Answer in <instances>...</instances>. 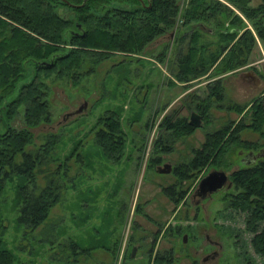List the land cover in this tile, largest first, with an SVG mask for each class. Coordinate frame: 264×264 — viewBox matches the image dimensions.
<instances>
[{
	"label": "rangeland",
	"instance_id": "374dc122",
	"mask_svg": "<svg viewBox=\"0 0 264 264\" xmlns=\"http://www.w3.org/2000/svg\"><path fill=\"white\" fill-rule=\"evenodd\" d=\"M124 1L111 0L106 5H129ZM186 1H181V9ZM61 12L69 11L62 8ZM242 17L246 27L253 26ZM191 28L180 21L173 32L160 36L141 53L118 52L102 61L88 60L66 76L44 75L52 121L30 129L34 142L27 150L59 134L56 161L46 169L59 166L64 187L48 219L31 229L17 221L15 200L21 178L15 176L7 183L0 238L16 255V264H264L252 244L255 233L247 227L248 213L227 203L238 191L232 177V187L200 204L194 198L203 176L212 170L230 173L237 168L239 158L253 147L248 141L263 145L264 122L255 127L248 109L261 90L232 71L224 75L221 99L205 93L213 76H188L192 82L180 79L176 59L179 52L187 51ZM218 39L207 32L200 43L206 41L212 51ZM255 47L252 55L262 60L264 72V43ZM200 97L211 102L204 116L195 109ZM85 103L83 112L67 116ZM113 113L119 117L124 143L112 158L96 134L99 120ZM192 113L201 116V127L188 135L165 134L162 122L168 116L190 121ZM239 125L243 129L236 142H230ZM219 131L226 133L211 161L188 169L207 135ZM165 163H171L173 171L157 172ZM177 169L186 171V176L178 175ZM45 182V173L38 176L39 186ZM215 250L219 255L205 261Z\"/></svg>",
	"mask_w": 264,
	"mask_h": 264
},
{
	"label": "trees",
	"instance_id": "16d2710c",
	"mask_svg": "<svg viewBox=\"0 0 264 264\" xmlns=\"http://www.w3.org/2000/svg\"><path fill=\"white\" fill-rule=\"evenodd\" d=\"M109 1L87 0L82 7H72L84 0H0V224L5 187L15 176L22 181L15 200L21 226L38 228L61 199V169H46L56 161L60 135L52 134L43 145L27 150L34 142L30 129L52 121L44 75L66 76L88 60L102 61L118 52L141 53L160 36L173 32L180 21L192 28L186 53L179 52L176 59L178 77L186 82L189 77L223 75L247 64L256 48L255 36L242 15L252 21L264 14V0L258 4L252 0H187L182 9V0H125L129 5L110 7L106 5ZM62 8L69 12L62 13ZM207 32L219 36L220 43L212 51L206 41L200 43ZM217 94L223 98V87ZM204 101L207 110L211 102L207 97ZM252 117L259 127L264 111H255ZM98 126L96 139L104 151L110 157L121 152L124 138L119 117L114 113L102 117ZM162 127L166 135L174 132L177 136L194 129L186 117L174 115ZM242 127L238 126L230 142H236ZM225 133H209L202 147L194 151L188 169L207 165ZM176 172L186 176V171ZM44 173L46 182L39 186L38 176ZM232 178L238 191L227 203L248 213L247 227L255 233L254 250L264 257V158L252 167L236 170ZM73 247L76 250L79 244L75 241ZM16 261L0 238V264Z\"/></svg>",
	"mask_w": 264,
	"mask_h": 264
},
{
	"label": "flooded vegetation",
	"instance_id": "af4514ba",
	"mask_svg": "<svg viewBox=\"0 0 264 264\" xmlns=\"http://www.w3.org/2000/svg\"><path fill=\"white\" fill-rule=\"evenodd\" d=\"M252 3H253V0H252ZM256 4H258V0H257ZM252 25L253 26H250L249 28L253 32L254 36H255V33L257 35V37L255 39V44L258 45V42L261 43V41L264 43V14L253 17ZM254 57H253V55L250 56L247 64H245V65H243V66H241L235 70H232V73L236 74V76L238 78L241 77V79L246 80L248 83H250V85L254 89H260L261 90V93L258 94L257 96H255L248 106L249 107L248 109H250L252 112H255V111L258 112V111H264V72H263V69L260 65L262 60H256V59H254ZM224 75L225 74L213 76L212 81H210V80L207 81V82H209V84L205 85V87H204L205 93L207 94V96H211L212 98H214V97L218 96L217 93L222 89V87H223V90H225V87L223 84ZM209 77H211V76L205 75V76H201L199 78L201 79V78H209ZM190 81L192 82V80H190ZM190 81H187V82H190ZM193 99H195V97ZM206 105L207 104L205 103L204 98L200 97L199 101H198V105L196 106L195 109L199 114L204 116V112L206 111ZM245 109H247V107ZM188 122H189V120H188ZM193 128H195V127H193ZM248 142H245V143L253 144V147L249 148L248 151H245L243 156L241 158H239L238 164L236 165L237 168H234L232 172L228 173L229 177H230L229 180L232 183V185L230 187L233 186V181H232L231 177H232V174L236 170L243 168V167H252L253 165L257 164L260 159L264 158V143L260 147L259 146L256 147L255 146L256 143L254 141H248ZM240 148L242 150L241 146H240ZM217 170H219V169H217ZM222 171H224V170H222ZM226 187H228V184L224 188H226ZM230 187H228V188H230ZM213 194H215V193H213ZM213 194H211V195L209 194L206 198L202 199L200 196L196 195V191H195L194 198L196 199V201H195L196 204H200V202H202L203 200L212 196ZM207 238H209V237H207ZM218 255H219V252L217 250H215V251H213L212 254H209L204 260L207 261L210 258L214 259Z\"/></svg>",
	"mask_w": 264,
	"mask_h": 264
},
{
	"label": "water",
	"instance_id": "95a60500",
	"mask_svg": "<svg viewBox=\"0 0 264 264\" xmlns=\"http://www.w3.org/2000/svg\"><path fill=\"white\" fill-rule=\"evenodd\" d=\"M87 0H84L82 4H71L72 7H82L86 4ZM87 103L76 109V111L68 113L67 116L69 115H74V114H79L83 112L85 109ZM190 125L193 127H201L202 126V119L201 116L197 113H192L191 119L189 121ZM173 171V166L171 163H165L164 165H159L157 167V172L159 173H164L168 174ZM229 174L226 173L225 171L222 170H212L209 172L207 175H205L200 183L199 186L196 190V195L200 196L202 199L206 198L209 194L216 193L220 190H222L227 184L228 187L232 185V183L229 180ZM185 237V241H186ZM135 250V249H134ZM135 255V251L133 253Z\"/></svg>",
	"mask_w": 264,
	"mask_h": 264
}]
</instances>
